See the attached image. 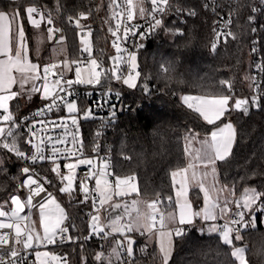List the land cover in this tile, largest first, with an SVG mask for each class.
<instances>
[{"label":"snow or ice","instance_id":"snow-or-ice-1","mask_svg":"<svg viewBox=\"0 0 264 264\" xmlns=\"http://www.w3.org/2000/svg\"><path fill=\"white\" fill-rule=\"evenodd\" d=\"M17 5L13 12L8 13L0 10V173L7 174L6 167L8 159L15 157L16 160L29 162L28 166L20 169L19 189H28V195L25 198L17 194H12L9 198L11 208L5 210V205L9 202L5 201L0 204V229H14L15 238L9 243L7 233H0V245H7L6 252L0 251V264H26L29 250L38 247L40 244H54L59 240L63 243L66 239L71 241L73 237L67 236L69 227L65 221L68 216L64 209L58 203L56 197L48 191L46 185L52 184L47 176H41L35 172L32 165L38 162L51 161L53 167L50 169L59 177L60 193H67L70 197L73 193L79 191L82 194L80 204H87L91 200L93 211L89 213V235L85 236V240L90 239L93 235L99 236L101 239L107 240L110 237L119 235L122 239H114V246L108 254L100 252L96 254L95 259L99 264H135L134 247L135 239L133 233H139L141 236L148 235L154 237L159 249V258L161 264H169L173 255L174 238H183L190 228L186 226H195L197 218L202 222H209L207 232L209 234L216 233L223 245L230 248V256L234 260L227 261L226 264H250L246 258L247 246H236L234 241L243 240V232L245 229H254L256 227V213L264 214V191L258 190L256 187H248L239 200H229L223 197L225 191L235 194L234 186L230 189L228 185L217 187L219 181L218 162H227L229 157L233 155V148L237 143L238 130L236 126L228 120L227 116L232 110L242 112L247 115L251 108L260 109L261 100L264 98V88L261 83L252 79L253 94L250 97H234L231 94L232 84L229 81L222 80L220 83L225 85L229 94L211 95V96H183L182 102L188 109H191L206 122L207 125L214 126L215 130L210 131V136L198 140L199 133L189 130L185 135L184 153L188 156L189 163L186 167L177 168L171 171L172 186L175 189V207L178 213L162 212L159 205L162 203L161 197L157 194L156 199L147 201L141 198L133 199L130 203L113 202L114 197H127L133 193L137 197L141 196L140 188L136 182L134 175L120 176L115 175L114 181L108 177L114 175L110 172L109 163L101 162L99 165L91 158L76 157L75 162L66 163L63 167L68 170L64 174L57 163L58 156L61 155V149L57 145H66L67 137L71 136L74 147L79 151L83 147L79 137V123L75 113L79 112L77 103L69 100L67 97L72 95V86L79 85H99L102 77L106 80L115 79L126 85L130 89L138 87V80L141 78V72L137 61V54L121 47L120 41L127 40L129 34L137 35L139 24L125 25L123 27V36L119 35L121 31L122 19L126 13L128 22L134 20L137 16L141 18H150L148 31H155L164 26V17L170 11L182 13L184 8L175 5L174 0H150L151 8L145 7L146 0H125L126 8L123 12H113V18L116 19L115 28H109L111 35L115 37L113 47L117 55L111 57L113 65L109 69L101 67L102 62L93 58L90 42L81 36L80 43L83 45L81 51L87 53V65L82 67L83 61L79 58H65L59 63L45 64L42 67L38 63H33L28 55V42L24 29V18L27 23L37 30L36 43L37 50L45 40L44 33L41 32L42 25H47V40H55L57 44H62L65 36L63 30L56 27L52 10H45L37 6L35 3L26 7L19 6V0H13ZM214 5L215 0H211ZM264 3V0H261ZM112 4L119 8L118 0H112ZM241 0H236V7L228 13L225 21L227 25L233 23V16L237 15L242 7ZM205 9H209L210 4L203 5ZM63 8L61 0H56V12L59 13ZM215 11V7H212ZM257 7L251 8V13L258 12ZM197 13L194 9H188L187 15L195 16ZM88 13L80 12L76 16L69 15L67 17L69 23H75L77 28L81 27V20H86ZM248 22L251 24L255 21V15L248 16ZM15 25V32H13ZM216 39L221 37L226 41L228 37L233 40L236 35L229 29L226 32L214 28ZM251 32H257V28L252 27ZM57 33H61L57 37ZM174 34L183 35L176 29ZM88 36L91 35L89 31ZM143 39L145 33H139ZM13 40L15 43H13ZM253 41V44H257ZM137 48L143 47L142 44L136 45ZM217 43L211 44V50L215 51ZM62 51V49H61ZM253 52H257L258 48L253 47ZM72 65H76L74 69V79L66 78L64 71H54L58 68L72 71ZM126 66V70H122L121 66ZM162 70L167 73L170 66L162 65ZM261 72H264V62L256 66ZM50 74L52 79L50 80ZM247 78V77H246ZM148 79V77H145ZM18 86V91H13V86ZM142 90L145 94H151V90L147 83H143ZM39 93L43 101H47L42 108L37 109L32 115L33 119L29 121V117H24L18 121L16 116L10 109V101L15 100L21 95H26L31 100L32 95ZM111 96V89L107 93ZM120 93H116L119 98ZM66 107L68 117H58L57 119H44L53 111L59 112L61 107ZM102 105L98 103V107ZM111 115L114 118L115 105H111ZM92 115L90 109L84 111V119ZM40 117V119H35ZM70 119L71 125L75 126V131L69 132L66 120ZM220 122V123H217ZM23 128V133L20 129ZM63 128L65 132L63 138L57 136L53 138L47 135L51 130ZM47 142L51 144V155H46L44 150L45 136ZM24 136V144L30 146L32 151L26 152L22 149L20 138ZM100 132L96 133L99 138ZM38 140V142H36ZM200 146L194 148L193 143ZM94 151L99 150V144H96ZM67 151V150H66ZM9 154H11L9 156ZM70 156L75 157V152H69ZM129 157L125 156V159ZM80 165H87L88 171L84 177L79 179L76 184L77 177L75 170ZM203 168L202 172H197V168ZM191 170V174L189 172ZM211 182L206 184L208 178ZM13 180L18 179L12 177ZM95 180V187L90 188L89 181ZM195 183L199 190L203 193L204 206L199 211H194L192 203L188 199L189 185ZM39 197L40 200L34 203V198ZM98 197V201H97ZM169 202L173 201L172 196H168ZM235 203L236 211L230 207L231 203ZM97 203L99 206H97ZM107 206V207H106ZM39 209V226L43 230L41 235L37 230L36 222L32 220L31 214L22 215L25 209ZM118 209L122 211L116 215H112ZM102 210L109 213L106 222L102 220ZM224 220L223 224L215 223L217 220ZM7 221V222H6ZM75 227V225H72ZM201 233L204 228L199 230ZM19 246V247H18ZM146 249L142 248L141 252ZM129 259H124V256ZM35 256L39 264H50L56 262L60 264L63 260L66 264V258L58 257L49 252L35 251ZM44 259H41V258Z\"/></svg>","mask_w":264,"mask_h":264},{"label":"trees","instance_id":"trees-1","mask_svg":"<svg viewBox=\"0 0 264 264\" xmlns=\"http://www.w3.org/2000/svg\"><path fill=\"white\" fill-rule=\"evenodd\" d=\"M61 2L63 8L59 13L55 10L56 0H19V6L26 7L35 3L45 10H52L56 27L63 30L68 56L79 59L82 51L77 39L78 28L74 22L69 23L67 17L76 16L80 12L88 13V18L84 21L92 30L94 53L101 55V38L111 24L110 8L105 0ZM175 3L185 11L169 16L164 27L159 28L154 38L139 50L141 78L138 87L129 90L125 95L131 108L117 115L108 132L113 155V173L121 176L134 175L139 181L140 198L154 200L159 194L165 210L175 206L170 173L187 164L184 153L185 135L191 129L206 136L214 129V126L207 125L197 113L183 104L182 95L229 94L227 87L220 83L226 80L232 84L231 94L234 97H250L253 94L251 77H254L255 66L252 48L256 37L260 38L264 53V8L260 10L259 19L250 24L247 18L250 14L253 15L251 0H241L245 6L235 19L236 39L228 37L226 41L219 40L215 51L211 50V44L215 36L216 14L205 9L201 0H175ZM16 7L13 0H0V10L11 11ZM188 9H194L197 14L187 15ZM98 21L105 28L104 33ZM256 24L257 32L252 33L251 28ZM24 25L28 37L36 32L27 23L26 17ZM176 29L183 35L174 34ZM162 65L170 66V71L165 73ZM147 81L151 94H145L142 90L143 83ZM261 86L264 88V72ZM22 105L21 99L13 101V112L23 109ZM227 119L235 123L238 136L233 155L227 162L217 164L220 183L234 186L236 194H240L245 187H256L264 191V98L261 100L260 109L251 108L247 115L232 110L225 121ZM92 127L93 124H90V128ZM125 156L129 158L125 159ZM6 167L7 174L0 173V204L10 202L12 194L25 191L18 187L23 179L20 176V164L8 159ZM12 177L18 179L13 180ZM191 195L197 206H200L201 192L195 188ZM168 196L173 197L172 202L167 200ZM70 199L71 208L77 215V223L82 230L88 232V224L81 217L83 208L77 192ZM188 228L190 230L183 238H175L169 264H226L227 261L234 260L230 256V248L220 242L218 234L201 233L198 224ZM144 237L140 236L135 240V264H161L156 245L147 244ZM243 237L242 241L235 243L247 246L246 258L250 264H264L263 214L258 212L256 227L245 229ZM90 245L92 253H98L102 247L94 242ZM61 248L72 264L76 256L79 264L81 263L85 254L81 243H72ZM142 248L146 250L141 252ZM93 262L89 258L86 260V264H99L94 257Z\"/></svg>","mask_w":264,"mask_h":264},{"label":"built area","instance_id":"built-area-1","mask_svg":"<svg viewBox=\"0 0 264 264\" xmlns=\"http://www.w3.org/2000/svg\"><path fill=\"white\" fill-rule=\"evenodd\" d=\"M253 3L252 7H257L259 9L258 12L254 13L255 15V20L259 19L261 15V8H264V3H261V0H251ZM202 4L204 5L206 2L210 4V7L208 10L216 14V23H215V29L221 30V31H227L231 30L234 33V23L237 15L233 16V23L229 26L225 23V21L228 18V13L231 9L236 7V0H215V4L213 5L211 3V0H201ZM118 3L120 5L119 8H116L114 6V11L113 12H123L126 8L125 5V0H118ZM175 3V0H174ZM175 5L179 6L178 4L175 3ZM145 7L151 8L150 0H146ZM180 7V6H179ZM212 7H215V11L212 10ZM113 12L111 13V24L108 27L107 32L104 34V36L101 38V48H102V54L101 55H96L99 59V61L102 62L101 67H106L107 69L111 68L113 65L112 60L110 59L111 57L115 56V54H112L109 51V44H110V34L111 32L109 31V28H115L116 25V19L113 18ZM172 14H176L175 11H170L168 15H166L164 19V25L165 21L169 16ZM150 22V18H135L131 22H128L126 19V13L125 16L122 19L121 23V31L119 35L121 37L123 36V27L125 25L130 26L131 24H139L140 28L137 30V35L132 36L129 34V37L127 40H121V46L123 48L128 49L129 51H135V50H140L142 49L137 48L136 45L146 43L154 38V34L158 32L159 28L156 29L155 31H148V24ZM164 27V26H163ZM161 27V28H163ZM257 27V24L255 28ZM100 28L105 32V28L101 25L100 23ZM143 32L145 33L143 39H141L139 33ZM224 39L221 37L219 40ZM219 40L216 39V35L214 36L213 42L218 43ZM254 41H257L258 43L255 44L254 46L258 48L257 52H254L253 58L255 60V66H254V77L256 78V81L259 83H262L263 80V72H261L256 66L258 64H261L264 62V53L261 47V42L260 38L256 37ZM81 60H86L87 62V53L81 52ZM122 70H126V66H121ZM66 78L68 76L65 75ZM52 79V76L50 74V80ZM147 84H149V81H147ZM109 89H111V96L110 98L108 97L107 93L109 92ZM72 95L67 97L69 100H73L77 98L79 102H81L83 105L82 111L85 110V108H89L92 112V115L84 119L83 117L79 116L78 123H79V137L78 139L82 141L83 147L77 150V147H74L73 144L71 143L72 137L68 136L67 141L68 143L66 145H57L61 149V155L58 156L57 163L61 166V171H65L66 168L63 166L66 163L70 162H75L76 157H80L81 153L83 154L82 158H91L93 159L97 165H99L103 160H106L109 163V171L113 173V163H112V152L110 148V144L108 141V132L111 129L113 123L117 119V115L121 112L128 111L131 108L130 103L126 101L125 95L129 92V89L126 88V86L119 82L116 81L115 79L112 80H106L103 79L101 81V84L99 85H79V84H74L72 86ZM119 92L120 96L119 98L116 97V93ZM39 94V93H38ZM47 103V101L39 100L36 104L34 105H29L26 108H23L21 110L14 111L13 114L16 116L17 120H23L24 117H29V121L33 119V113L44 106V104ZM98 103L101 104V107H98ZM111 105H115V117L113 118L111 115L112 108ZM84 109V110H83ZM66 109L65 107H61V110L59 112L53 111L52 113H49L44 119H57L58 117H68L66 115ZM35 119H40V117H35ZM66 123L68 124V129L67 131L73 132L75 131V126L71 125L70 119L66 120ZM90 124H93V127L90 128ZM20 131L23 133V128L20 129ZM65 132V129L63 128H56L54 130H51L47 135L53 136V138L60 136L63 138V134ZM100 132L99 138L96 137V133ZM47 135L45 136V145L44 150L46 155H51V144L47 142ZM24 136H21L20 138V144L21 147L24 151L26 152H31L32 149L30 148L29 145L24 144ZM38 142V140L36 141ZM96 144H99V150L94 151V147ZM67 150V151H66ZM3 152V150H0ZM69 152H75L76 156H70L68 153ZM11 154H9L10 156ZM10 159L15 160L20 164L21 167L23 166H28L29 162H24V161H19L16 160L15 157H11ZM32 167L35 169V172L39 173L41 176H47L51 181L52 184L46 185L47 189L49 192H53V186L55 184H60L59 177L56 176L55 173H52L50 169L53 167V164L51 161H44V162H38L35 165H32ZM88 171V166L87 165H80L76 170H75V175L77 177V181L79 183V179L83 178L85 173ZM110 180L114 181L115 177L109 176ZM89 186L90 188L95 187V180H90L89 181ZM26 195H28V189H26ZM161 197V196H160ZM77 198L80 201L82 198V194L77 191ZM40 200L39 197L34 198V203L38 202ZM162 200V197H161ZM98 201V197H97ZM83 208V213L81 214V217L83 220H86L87 224L89 225L90 222V217L89 213L93 211L92 206H91V200L87 204H81ZM161 208L165 212V205L162 200V203L160 204ZM97 206L98 203H97ZM9 207H5V210H9ZM33 209V208H32ZM32 209H28L27 213H29ZM236 211V208L233 210ZM67 216L68 220L65 221L66 226L69 227V232L66 234L67 236L73 237L71 241L65 240L63 243H61L59 240L55 243L56 246L61 247V246H66L69 244H76V243H81V245L84 248L85 251V256L89 259L92 260L93 262V256H92V251L90 249V243H98L100 246L103 247L107 242H111L114 239H122L119 235H116L115 237H110L107 240L101 239L99 236L93 235L90 239L85 240V236L89 235V231L85 232L82 230L80 225L77 223V215L76 212L70 208L67 207ZM2 219V218H0ZM224 223V222H223ZM222 223V224H223ZM72 225H75V227H72ZM76 232V235L73 236V233ZM0 233H7L9 236V243L14 240L15 234H14V229H0ZM134 239L136 240L138 237H140V234L133 233L132 234ZM54 246V247H56ZM19 247V246H18ZM8 250L7 245H0V251L6 252ZM29 255L27 257V262L26 264H37L36 263V256H35V247L31 250H29ZM76 253V252H75ZM135 257V256H134ZM124 259H129L126 257V254L124 256ZM94 263V262H93ZM73 264H79V259L76 256V259Z\"/></svg>","mask_w":264,"mask_h":264},{"label":"rangeland","instance_id":"rangeland-1","mask_svg":"<svg viewBox=\"0 0 264 264\" xmlns=\"http://www.w3.org/2000/svg\"><path fill=\"white\" fill-rule=\"evenodd\" d=\"M105 3H107V7L110 8V12H113L114 11V5L112 4V0H105ZM3 11H6L8 13H11L14 10H11V11L3 10ZM136 17L137 18H141V17H139L138 14H137ZM98 23H100V21H98ZM46 28H47V25H42V27H41V30L40 31L44 33L45 40H44V43L42 45H39V50H37V47L38 46H37L36 39H35L36 34H37V30L36 29H33L36 32H34V33L32 32V35L30 37H28V32H27V30L25 28V25H24V29H25V33H26V38H27V42H28V55H29V59H31L33 63H38L39 65H41V71H42L43 65H45V64L59 63L60 61H62L65 58H68L70 60L71 59H77V58H70L68 56L66 40H64L62 42V44H57L55 40L48 41L47 38H46L47 37ZM89 31L91 32V35L90 36L87 35ZM13 32H15V25H13ZM59 35L60 34H57V37ZM81 36H83V37H85L86 39L89 40L90 45H91V48H92L93 58H96L99 61L98 57L94 53L95 52V49H94V43H93V37H92V30L89 27H87V24H85V21L84 20H81V27L78 28V32H77V39H78V43H79L80 49H82V47H83V45H81V43H80ZM114 40H115V37H113L110 34V44H109L108 47H109V51L112 54L117 55L116 50L113 47V41ZM13 43H15L14 40H13ZM61 49H62V51H61ZM134 52H136V54H137V61H138V64L140 65V63H139V51L138 50H135ZM82 61H83V64L81 66L82 67L86 66L87 65L86 60H82ZM75 67H76V65H72V71H67L66 69H63L62 67L61 68H58V69H55L54 71H61V70H63L64 71V74L66 76H68V78L74 79V69H75ZM102 68L107 69L105 66L102 67ZM103 79L104 78L102 77L101 81ZM139 80L137 82L138 84H139ZM126 88L129 89V90H133V89L128 88L127 86H126ZM12 90L13 91H18V86L17 85H14ZM18 99H21V101L23 102V105H22L23 108H26L29 105H34L39 100H41L40 94H38V93L33 94L31 100H29L26 95H21V96L17 97L15 100H18ZM15 100H13V101H15ZM13 101H10V109L12 110V112H13ZM73 101H75L77 103V106H78V109H79V112L78 113H75L74 115H76L77 118H79V116L83 117L84 116V111L85 110H88L89 108H85V110L83 109L84 111L81 112L82 107H83L82 106L83 104L81 102H79V100L77 98L73 99ZM65 109H66V107H65ZM65 113H66L67 116L69 115L67 113V109H66V112ZM0 155H3V152L0 151ZM103 161H106V160H103ZM63 173L64 174H67L68 173V170L66 169L65 171H63ZM115 175L116 174H114L113 176L115 177ZM108 179L110 180L109 177H108ZM217 179L219 181L218 175H217ZM208 180H209V182L207 181V183H210L211 182V177H209ZM136 182H137V184L139 186L138 179H136ZM76 184H78V181L77 180H76ZM61 186H62L61 184H59V185L58 184H55L53 186V192H51V193L56 197L58 203H60L61 207L64 209L65 213L67 214V207H70L71 208V204H70L71 199H70V196L67 193H60L59 192L58 189ZM221 186H223V184H221L220 181H219L217 187H221ZM195 188L199 190V187L196 186V185H194V182L193 183H190V185H189V192H188V199L192 203L193 210L194 211H199L204 206V204H203V193L199 190L201 192V194H202V203H201L200 206H197V203H195V201H194V199L192 198V195H191L192 189H195ZM229 188L231 189L232 187L229 186ZM245 188H248V187H245ZM26 189L27 188L24 189L25 191L23 193L20 192V193H16V194L19 195V196H21L22 198H25L27 196L26 195ZM244 189H243V191L240 194H236L235 193L234 195H232L228 191H225L224 193L221 194L222 195L221 203L223 202V197H227L229 200H232V201L239 200L241 198L243 192H244ZM138 198H140V197H137L136 194L133 193L131 196H127V197H114L113 202H117V203L129 202L130 203L133 199H138ZM174 199H175V189H174ZM144 200H147L149 202L152 201V200H149V199H144ZM5 207L11 208L10 202L7 205H5ZM159 207H160L161 211L164 212L163 209L161 208V205H159ZM230 207L232 209H234L235 208V203L234 202L231 203L230 204ZM27 210H28V208L25 209V211H24V213H22V215H28L30 213L32 220L36 222L37 230L40 231V233L42 235L43 234V230L39 226V209L38 208H33L29 213H27ZM120 211H122V209H118L115 212H112L111 214L112 215H116ZM167 212H175V213H178V209L174 206L172 208H169V209L165 210V213H167ZM257 214H258V212L256 213V216H257ZM102 220H104V222H106V220H107V217H105V212L103 210H102ZM198 220H199V222H198ZM263 220H264V214H263ZM223 222H225V221L218 219L215 223L222 224ZM209 223H212V222L211 221H209V222H202L198 218L196 220V224H198L199 230L201 228H204L205 231L203 233H205V234H209L207 232V230H206L207 229V225ZM186 227H188V226H186ZM136 234H139V233H136ZM212 234H216V233H212ZM144 238H145L144 240H145V242L147 244H149V245H154L155 244L156 247H157V252L159 253V249H158V246H157V243H156L155 238L154 237L150 238L147 234H146V236ZM174 243H175V238H174ZM234 243H235V241H234ZM235 245L236 246H243V245H239V244H236V243H235ZM54 246H56L55 243L54 244H40L38 247H35V251L49 252L50 254L56 255L58 257L66 258V264H72V261L67 256V254L65 252H63L62 248L61 247H58V246H56V247H54ZM104 246L105 245H103V247L100 248V250L98 251V253L103 252V253L107 254V251L105 250L106 248ZM113 246H114V243H113ZM133 247H134V250H135V244L133 245ZM90 248H92L91 245H90ZM173 251H174V248H173ZM98 253H94V252L92 253V255L94 257V260L97 263H99V262L95 259V256ZM41 259H44V258L42 257ZM86 260H87V257L85 256V254H83L80 264H86ZM36 263L39 264V261H37V259H36ZM50 264H56V262H50ZM60 264H65V261L62 260L60 262Z\"/></svg>","mask_w":264,"mask_h":264},{"label":"crops","instance_id":"crops-1","mask_svg":"<svg viewBox=\"0 0 264 264\" xmlns=\"http://www.w3.org/2000/svg\"><path fill=\"white\" fill-rule=\"evenodd\" d=\"M183 96H205V95H200V94H190V93H186V94H183L182 95V97ZM228 120H230L234 125H235V123L231 120V119H227L225 122H227ZM236 126V125H235ZM213 130H215V128L213 129ZM210 136V134L209 135H206V136H203V135H199L198 137H197V139L198 140H200V139H204L205 137H209ZM194 148H198L200 145L198 144V143H193V145H192ZM189 157L187 156V164L189 163ZM187 164H186V166H187ZM185 166V167H186ZM196 171L197 172H202L203 171V168L202 167H200V168H197L196 169ZM191 174V170H190V172H189V175ZM208 182H209V180H208ZM206 184H207V181H206ZM194 185H196L195 183H194ZM235 209V208H234ZM233 209V210H234ZM108 213L107 212H105V217H108ZM144 236H146V235H144ZM114 241V240H113ZM113 241H111V242H107L106 244H105V250L107 251V254L111 251V248L113 247Z\"/></svg>","mask_w":264,"mask_h":264},{"label":"water","instance_id":"water-1","mask_svg":"<svg viewBox=\"0 0 264 264\" xmlns=\"http://www.w3.org/2000/svg\"><path fill=\"white\" fill-rule=\"evenodd\" d=\"M142 45H143V47H141V48H144L145 47V44L144 43H142ZM239 98H243V97H239ZM251 110V109H250ZM199 219V218H198Z\"/></svg>","mask_w":264,"mask_h":264}]
</instances>
